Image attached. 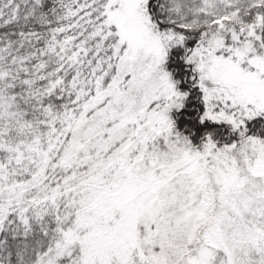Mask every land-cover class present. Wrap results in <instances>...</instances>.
<instances>
[{"label": "snow or ice", "instance_id": "obj_1", "mask_svg": "<svg viewBox=\"0 0 264 264\" xmlns=\"http://www.w3.org/2000/svg\"><path fill=\"white\" fill-rule=\"evenodd\" d=\"M0 264H264V0H0Z\"/></svg>", "mask_w": 264, "mask_h": 264}]
</instances>
